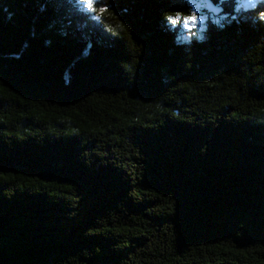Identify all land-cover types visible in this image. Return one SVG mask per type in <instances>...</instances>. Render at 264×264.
<instances>
[{"label": "trees", "instance_id": "obj_1", "mask_svg": "<svg viewBox=\"0 0 264 264\" xmlns=\"http://www.w3.org/2000/svg\"><path fill=\"white\" fill-rule=\"evenodd\" d=\"M83 1L0 0V264H264V4Z\"/></svg>", "mask_w": 264, "mask_h": 264}, {"label": "rangeland", "instance_id": "obj_2", "mask_svg": "<svg viewBox=\"0 0 264 264\" xmlns=\"http://www.w3.org/2000/svg\"><path fill=\"white\" fill-rule=\"evenodd\" d=\"M85 1L87 2L88 0ZM86 2L84 3L87 4ZM207 3H208L207 0H191V8L195 12V14L198 15L199 22L195 25H189V26L193 29H196L197 32L200 33H202L203 30L205 29V24L208 19H210V21L217 22V15H211L212 17L207 16V13L205 12V10H207V5H208ZM183 25L185 26V21Z\"/></svg>", "mask_w": 264, "mask_h": 264}, {"label": "snow or ice", "instance_id": "obj_3", "mask_svg": "<svg viewBox=\"0 0 264 264\" xmlns=\"http://www.w3.org/2000/svg\"><path fill=\"white\" fill-rule=\"evenodd\" d=\"M245 10L247 9H255L258 5L260 4H264V0H245ZM237 11H239V8H237ZM188 17H192V19L188 20L186 29L188 31H191V27L189 25H195L199 22V17L197 14L193 13L189 16H187L185 19H187ZM260 19L264 20V12L260 13ZM173 24L175 23V21H171Z\"/></svg>", "mask_w": 264, "mask_h": 264}, {"label": "water", "instance_id": "obj_4", "mask_svg": "<svg viewBox=\"0 0 264 264\" xmlns=\"http://www.w3.org/2000/svg\"><path fill=\"white\" fill-rule=\"evenodd\" d=\"M207 4H208V7H207L208 11L213 14H216L217 13L216 9L210 3H207Z\"/></svg>", "mask_w": 264, "mask_h": 264}, {"label": "clouds", "instance_id": "obj_5", "mask_svg": "<svg viewBox=\"0 0 264 264\" xmlns=\"http://www.w3.org/2000/svg\"><path fill=\"white\" fill-rule=\"evenodd\" d=\"M192 19V17H188L187 19H185V27L187 26L188 20Z\"/></svg>", "mask_w": 264, "mask_h": 264}]
</instances>
